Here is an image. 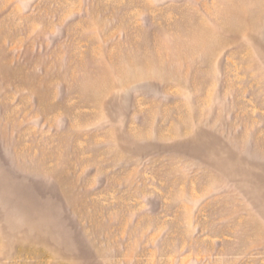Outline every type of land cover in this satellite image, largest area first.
<instances>
[{
  "label": "rangeland",
  "instance_id": "1",
  "mask_svg": "<svg viewBox=\"0 0 264 264\" xmlns=\"http://www.w3.org/2000/svg\"><path fill=\"white\" fill-rule=\"evenodd\" d=\"M0 264H264V0H0Z\"/></svg>",
  "mask_w": 264,
  "mask_h": 264
}]
</instances>
